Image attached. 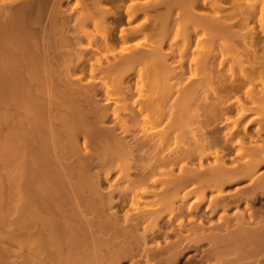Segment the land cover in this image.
I'll list each match as a JSON object with an SVG mask.
<instances>
[{"label":"rangeland","instance_id":"rangeland-1","mask_svg":"<svg viewBox=\"0 0 264 264\" xmlns=\"http://www.w3.org/2000/svg\"><path fill=\"white\" fill-rule=\"evenodd\" d=\"M116 1L0 0V264H41L50 253L47 252L50 242L55 245L63 242L50 245L55 249L63 245L57 250L65 252L67 246L78 245L77 235L88 234L91 229L99 233L96 228L108 223L104 212L100 214L104 220L96 211L95 218L91 217L92 212L86 215L84 218L90 216L89 220L92 218L96 225L91 219L93 225L89 226L87 221L83 222L86 219L79 215L69 194L71 186L81 188L82 195H89L87 198L94 203L91 188L97 184V178L101 184L99 192L108 194L116 188L113 199L118 203L125 200L118 208V220L122 222L126 215L137 223L133 227L136 233L146 234V242L139 238V233L136 238L132 235L135 254L120 264H147L148 258L149 263L163 264L170 257L174 262L170 260L171 264H264V162L253 168L256 171L248 168L251 162L254 164L255 152L264 146V133L259 137L254 131L263 116L256 110L257 100L250 97V94L260 96L264 88V22H223L228 27L236 24L233 29L244 24L241 34L245 40L234 43L229 38L230 43H222L226 47L216 40L211 48L207 32L198 29L194 33L192 22L177 25L168 22L170 27L167 25L164 33L150 35L152 26L157 25L153 22L157 10L150 7L146 14L138 3L155 4L160 0H123V4ZM239 1L246 6L253 0ZM128 4L134 7H129V15L125 13ZM260 7L255 15H259ZM104 38L109 39L106 42L110 49L104 45ZM230 40L234 45L239 43L237 51ZM249 44L254 46L250 49ZM244 73L252 75L254 81L245 85L241 76ZM223 78L227 86H221ZM107 90L113 93H105ZM114 90L125 91L126 95L118 96ZM82 99H88L87 106L92 103L96 112L103 110L101 117L89 107L99 122L87 115L90 113L79 115L83 111ZM214 102L219 109L213 110ZM77 109L81 113L74 114L75 118L70 113L79 112ZM76 125L77 134H73ZM109 129L117 139L134 147L132 158L109 160V154L103 172L85 169L84 157L87 159L93 150L91 141L95 145L91 134L94 131L105 134ZM244 133L251 135L248 140L240 139ZM125 166H130L127 172ZM181 170H198L200 177L203 173L204 176L199 181L176 180L177 188L173 179H178ZM257 182L259 188L255 186ZM166 191L175 196L172 195L173 202L163 205L161 195ZM168 194L167 197L171 195ZM140 212L145 216L142 219H138ZM109 232L111 228L106 233ZM171 243L176 244V249H170L172 253L161 250L157 252L163 251L162 255H153L157 244L164 248ZM92 244L89 246L92 250L89 248L91 251L79 258V264L94 261L91 252L97 246ZM52 250L55 254L56 250Z\"/></svg>","mask_w":264,"mask_h":264},{"label":"bare ground","instance_id":"bare-ground-1","mask_svg":"<svg viewBox=\"0 0 264 264\" xmlns=\"http://www.w3.org/2000/svg\"><path fill=\"white\" fill-rule=\"evenodd\" d=\"M94 1V0H93ZM137 1H139V0H137ZM141 1V0H140ZM246 1V0H245ZM21 2H23V1H21ZM81 2H83V1H81ZM92 2V1H91ZM90 2V3H91ZM116 2H118L119 4H120V2L122 3L123 2V0H117ZM142 2V3H141ZM140 3L141 4H139L138 3V5L140 6V8H142L143 9V11L147 14V10H149V8L150 7H153L152 9H154V10H157L156 11V13H155V18H154V20H153V22H156L155 24H157V25H155V27L158 29H156L155 30V27L154 26H152L153 28L152 29H154L152 32H151V30L149 31V32H151V34L150 35H154V33H155V35H160V34H162V33H164L165 31H166V26L168 25V24H170V23H168V22H174L176 25L177 24H179L180 22L182 23V22H192V31L194 32V33H196L197 32V30L198 29H201V30H205V32H207V41L209 42L208 44L210 45V47L211 48H213L214 47V45H215V43H217L216 42V40H219L218 42H221V45H223L222 43H227L228 41L227 40H229V38L230 39H233L234 40V43H235V41L236 40H245L244 38H245V36L244 35H242L241 33V31L243 30V27H245L244 26V24H238L237 26V28H235V29H233L234 27H236L234 24H232L231 26H227V25H225L223 22H250V21H253V22H264V0H253L252 1V3H250V4H248V5H244L243 3H241L239 0H160V1H158V2H156L155 4L154 3H150V2H148V1H141ZM93 3V2H92ZM37 4V3H36ZM83 4H85V3H83ZM96 4H97V2H96ZM99 4H101L100 2H99ZM99 4H98V6H99ZM123 4V3H122ZM89 5V4H88ZM93 5V4H92ZM95 5V4H94ZM132 5H133V3H132ZM132 5H126V14L127 15H129L128 14V12H131L130 10V6H132ZM137 5V6H138ZM36 6V5H35ZM135 6V5H134ZM258 6H261L259 9L261 10H258L259 11V15H255V14H257V11H255L256 10V8L258 7ZM95 7V6H94ZM133 7V6H132ZM85 8V7H84ZM89 8H91V7H89ZM96 8V7H95ZM134 8V7H133ZM133 8H132V10H133ZM94 9V8H93ZM98 9H99V11H100V7H98ZM204 9H206V12H205V10ZM87 10V9H86ZM106 10V9H105ZM94 11V10H93ZM92 11V12H93ZM98 11V10H97ZM142 11V10H141ZM93 13H96V12H93ZM92 13V14H93ZM104 13V12H103ZM102 13V14H103ZM54 14V13H53ZM252 14H253V17H250V16H252ZM40 15V14H39ZM148 16V15H147ZM153 16V15H152ZM254 16H256L255 18H254ZM38 17V16H37ZM130 17V16H129ZM98 18V17H97ZM13 19V18H12ZM20 19V18H19ZM101 19V18H100ZM130 19V18H129ZM128 19V20H129ZM96 20V19H95ZM85 21V20H84ZM97 21V20H96ZM130 21V20H129ZM151 21V20H150ZM20 22V21H19ZM147 22V21H146ZM151 23V22H150ZM224 25H223V24ZM246 25V24H245ZM151 27V26H150ZM168 27H170L169 25H168ZM110 28V27H109ZM146 30V29H145ZM174 30V29H173ZM133 31V30H132ZM196 31V32H195ZM148 32V31H147ZM153 33V34H152ZM244 33H246V32H244ZM252 34H251V38L250 39H252L253 38V32H251ZM110 35V34H109ZM248 36V37H249ZM152 37V36H151ZM220 37H222V38H224L223 40L224 41H222V38H220ZM97 38V37H96ZM154 38H156V37H154ZM247 38V37H246ZM209 39H210V41H209ZM249 39V40H250ZM106 40H107V38L105 39L104 38V42H106ZM109 41V39L107 40V42ZM226 41V42H225ZM230 41H232V40H230ZM263 41V40H262ZM106 42V44H104V45H107V46H109L108 45V43ZM228 43H230V42H228ZM234 43H233V41H232V43L231 44H233L234 45ZM248 43H250V42H248ZM110 44V43H109ZM160 44V43H159ZM231 44H229V45H231ZM237 44H239V43H236V45H234V51H237V50H235V48H237L236 46H238ZM244 44V43H243ZM112 45V44H111ZM208 45V46H209ZM220 44H218L217 46H219ZM92 46V45H91ZM197 46V45H196ZM216 46V47H217ZM224 47H226L225 45H223ZM222 46V47H223ZM252 46H254V44H249V48L250 47H252ZM100 47V46H99ZM160 47V46H159ZM209 47V49H211ZM215 47V48H216ZM224 47H223V49H224ZM227 47H229L228 45H227ZM233 47V46H232ZM243 47H244V45H243ZM149 48V47H148ZM151 48V47H150ZM205 48H206V46H205ZM231 48V46L229 47V49ZM260 48V47H259ZM95 49V48H94ZM104 49V48H103ZM109 49H110V46H109ZM152 49H153V47H152ZM217 49V48H216ZM226 49V48H225ZM245 49H247V51H249L248 50V48L246 47ZM159 50V49H158ZM157 50V51H158ZM244 50V49H243ZM152 51V50H151ZM163 51V50H162ZM192 51V50H191ZM205 51V50H204ZM239 51V50H238ZM245 51V50H244ZM247 51H245L246 53H247ZM233 52V51H232ZM250 52V51H249ZM169 53V52H168ZM223 53V52H222ZM234 53V52H233ZM257 53V52H256ZM191 54V53H190ZM189 54V55H190ZM238 55H240L239 53H237ZM135 55V54H134ZM157 55V54H156ZM156 55H154V56H156ZM161 55V54H160ZM243 55V54H242ZM241 55V56H242ZM254 55H256V54H254ZM152 57H153V55H151ZM244 56V55H243ZM248 56V55H247ZM246 56V57H247ZM148 57V56H147ZM151 57V58H152ZM170 57V56H169ZM181 57V56H180ZM251 57V56H250ZM155 58V57H154ZM174 58V57H173ZM183 58V57H182ZM241 58V57H240ZM255 58V57H254ZM129 59V58H128ZM259 59V58H258ZM56 60V59H55ZM145 60H147L146 58H145ZM145 60L144 61H142V62H145ZM155 60V59H154ZM254 60V59H253ZM262 60V59H261ZM141 61V60H140ZM157 61V60H156ZM206 62H207V60H205ZM44 62V61H43ZM132 62V61H131ZM153 62H155V61H153ZM192 62V61H191ZM202 62V61H201ZM158 63V62H157ZM172 63V62H171ZM243 63V62H242ZM261 63H262V61H261ZM204 64V63H203ZM202 64V65H203ZM211 64V63H210ZM215 65V64H214ZM243 65V64H242ZM170 67V66H169ZM102 68V67H101ZM261 69V68H260ZM101 70V69H100ZM248 70H250V69H248ZM89 71V70H88ZM115 71V70H114ZM164 71V70H163ZM243 71H244V69H243ZM246 71V70H245ZM250 71H252V70H250ZM255 71V70H254ZM163 73V72H162ZM174 73H176V72H174ZM204 73V72H203ZM249 73V72H248ZM256 74V73H255ZM158 75V74H157ZM159 75H160V72H159ZM158 75V76H159ZM208 75V74H207ZM212 75V74H211ZM217 75V74H216ZM240 75V74H239ZM115 76V75H114ZM162 76V75H161ZM165 76V75H164ZM201 76V75H200ZM221 76H223V75H221ZM243 78H244V81H245V85H246V83L248 82H253L254 80H253V76L252 75H248V74H242L241 75ZM204 77V76H203ZM217 77H219V76H217ZM106 78V77H105ZM164 78V77H163ZM163 78H161V79H163ZM221 78V77H220ZM230 78H231V76H230ZM234 77H232V79H233ZM255 78V77H254ZM166 79V78H165ZM214 79V78H213ZM219 79V78H218ZM223 79H224V81H223ZM222 79V81H223V83H221L222 81H220V83H221V86L223 85V84H226V85H224V86H227V83H224L225 82V78H223ZM181 80V79H180ZM227 80V79H226ZM243 80V79H242ZM112 81V80H111ZM165 81V80H164ZM227 82H228V80H227ZM167 83H169V82H167ZM237 83H239V82H237ZM236 82H235V84H237ZM241 83V82H240ZM243 83V82H242ZM208 84V83H207ZM219 84V83H218ZM165 85V84H164ZM173 85V84H172ZM191 85V84H190ZM217 85V84H216ZM220 85V84H219ZM229 85V84H228ZM185 86V85H184ZM159 87V86H158ZM171 87V89H172V86H170ZM194 87V86H193ZM107 88V87H106ZM136 88V87H135ZM162 88H163V86H162ZM180 88V87H179ZM189 88V87H188ZM220 88H222L223 89V87H220ZM226 88V87H225ZM225 88H224V90H222V89H220V90H222L223 92L225 91ZM228 88V87H227ZM226 88V89H227ZM231 88H232V85H231ZM57 89V88H56ZM72 89V88H71ZM109 89H111V88H109ZM164 89V88H163ZM194 89V88H193ZM230 89V88H229ZM229 89H227V90H229ZM235 89H238L237 87H235ZM262 89V92H261V95L259 96V95H251L250 94V97H251V99H254V101H256V110H257V108H258V112H260L262 115L261 116H263L262 117V119H260V122L259 123H257V124H259L256 128H255V134L256 135H261V134H263L264 133V88H261ZM68 90H69V88H68ZM92 90V89H91ZM182 90H183V88H182ZM189 90V89H188ZM190 90H192V88L190 89ZM189 90V91H190ZM115 92H114V94H117L118 96H119V94H124V95H126L125 94V91H122L123 93H116V91L117 90H114ZM181 91V90H180ZM185 91V90H184ZM233 91H234V87H233ZM56 92H57V90H56ZM59 92V91H58ZM58 92H57V94H58ZM80 92V91H79ZM91 92H93V90L91 91ZM97 92V91H96ZM95 92V93H96ZM157 92V91H156ZM161 92H162V90H161ZM163 92H165L164 90H163ZM228 92H230V91H228ZM232 92V91H231ZM259 92H260V90H259ZM66 93H69V92H66ZM71 93V92H70ZM74 93H75V91H74ZM73 93V94H74ZM78 93V92H77ZM94 93V92H93ZM105 93H107V94H112L113 93V90L112 91H109V90H107V91H105ZM181 93V92H180ZM188 93V92H187ZM186 93V94H187ZM191 93V92H190ZM220 93H221V91H220ZM225 93V92H224ZM249 93V92H248ZM258 92H256V94H257ZM64 94V93H63ZM80 94H83V95H81V96H85L86 97V95L84 94V93H80ZM92 94V93H91ZM166 94V93H165ZM65 95V94H64ZM68 95V94H67ZM77 95H79V94H77ZM96 95V94H95ZM94 95V96H95ZM124 95H123V97H124ZM190 95V94H189ZM249 95V94H248ZM66 96V95H65ZM64 96V97H65ZM76 96V95H75ZM74 96V97H75ZM80 96V95H79ZM87 96H88V94H87ZM92 96V99H93V101H94V98H93V94L91 95ZM120 96H122V95H120ZM148 96V95H147ZM152 96V95H151ZM162 96V95H161ZM259 96V97H258ZM78 97V96H77ZM76 97V98H77ZM115 97H117V96H115ZM164 97V96H163ZM175 97V96H174ZM222 97V96H221ZM224 97V96H223ZM222 97V98H223ZM226 97V96H225ZM56 98V97H55ZM71 98V97H70ZM79 98H81V97H79ZM87 98V97H86ZM85 98V99H86ZM135 98V97H134ZM152 98V97H151ZM75 99V98H74ZM78 99V98H77ZM76 99V100H77ZM91 99V98H90ZM117 99V98H116ZM127 99V98H126ZM176 99V98H175ZM193 99V98H192ZM65 100V99H64ZM83 100V99H82ZM125 100V99H124ZM148 100V99H147ZM154 100V99H153ZM163 100V99H162ZM173 100V99H172ZM220 100V99H219ZM219 100H218V102H219ZM226 100V99H225ZM263 100V101H262ZM59 101V100H58ZM73 101V100H72ZM75 101V100H74ZM80 101V100H79ZM84 101V100H83ZM83 101H81V106H80V104H78L80 107H82L81 109L84 111H82L81 109H80V107H79V109L82 111V113H81V111L79 110V109H77V111H79V112H77L76 113V111L72 114V112L70 113L71 115H74V114H76V115H78L79 113H81V114H79L80 116H82L83 117V115H84V113L86 112V114L87 113H90V108L89 107H92V109L94 110V114H96L97 113V115L99 116H101L102 114H103V116H104V113H103V108H101L100 110H102L101 112H99V110H98V112H96V110L93 108V106L94 105H91L90 104V106H89V104H88V106H87V101H88V99H87V101H84V103H83ZM149 101V100H148ZM161 101V100H160ZM192 101V100H191ZM214 101V100H213ZM156 102H157V100H156ZM62 103H64V101L62 102ZM61 103V104H62ZM67 103H68V101H67ZM83 103V104H82ZM89 103V102H88ZM95 103V102H94ZM127 103V102H126ZM139 103V102H138ZM177 103V102H176ZM182 103V102H181ZM253 103V102H252ZM68 104H70V103H68ZM151 104V103H150ZM156 104V103H155ZM178 104V103H177ZM183 104V103H182ZM210 104V103H209ZM214 104H215V102H214ZM254 104H255V102H254ZM64 105V104H63ZM67 105V104H66ZM71 105V104H70ZM75 105V104H74ZM113 105V104H112ZM154 105V104H153ZM157 105V104H156ZM190 105V104H189ZM203 105V104H202ZM77 105H75V107H76ZM194 106V105H193ZM205 106V105H204ZM210 106V105H209ZM215 106V108H213V110L214 109H216V108H218V107H216L217 105L215 104V105H213V107ZM65 107V106H64ZM96 107V106H95ZM100 107V106H99ZM102 107V106H101ZM206 107L208 108V106L206 105ZM206 107H204V108H206ZM212 106H210V108H211ZM66 108H69V105L66 107ZM71 108H72V105H71ZM78 108V107H77ZM196 108H197V114H198V110H200V109H198V107L196 106ZM203 108V107H202ZM60 109V107L57 109V110H59ZM63 110H65L64 108H62ZM72 109H74V108H72ZM178 109V108H177ZM219 109V108H218ZM217 109V110H218ZM233 109V108H232ZM56 110V111H57ZM153 110V109H152ZM189 110V109H188ZM187 110V111H188ZM195 110V109H194ZM225 110V109H224ZM256 110H254V112L256 111ZM89 111V112H88ZM171 111V110H170ZM186 111V110H185ZM201 111H202V109H201ZM204 111H205V109H204ZM209 110H207V112H208ZM91 112H92V110H91ZM96 112V113H95ZM206 112V113H207ZM210 112H212V111H210ZM217 112H219V111H217ZM52 113V112H51ZM55 113V112H54ZM53 113V114H54ZM64 113V112H63ZM202 113H203V111H202ZM61 114V113H60ZM70 114H69V112H68V115H69V117H70ZM91 114V115H90ZM90 114H87V115H89L90 117L91 116H94V114L92 115V113H90ZM189 114V113H188ZM212 114V113H211ZM214 114H215V112H214ZM213 114V115H214ZM259 114V113H258ZM62 115V114H61ZM67 115V114H66ZM67 115V116H68ZM78 115V116H79ZM194 115H196V114H194ZM199 115V114H198ZM197 115V116H198ZM222 115V114H221ZM56 116H58V115H56ZM66 116V117H67ZM75 116V115H74ZM74 116H71V117H74ZM86 116V115H85ZM96 116V115H95ZM94 116V117H95ZM154 116V115H153ZM189 116V115H188ZM206 116V115H205ZM204 116V117H205ZM77 116H75V118H76ZM93 117V118H94ZM102 117V116H101ZM194 117V116H193ZM196 117V116H195ZM211 117H212V115H211ZM215 117H216V115H215ZM259 117V116H258ZM54 118H56V117H54ZM58 118V117H57ZM74 118V119H75ZM87 118V117H86ZM92 118V119H93ZM97 120H98V122H99V119H98V117H95ZM94 118V120L93 121H95L96 119ZM134 118V117H133ZM154 118V117H153ZM192 118V117H191ZM197 118V117H196ZM70 119V118H69ZM89 119V118H88ZM92 119H91V121H92ZM186 119V118H185ZM189 119V118H188ZM197 119H199V118H197ZM96 120V121H97ZM130 120V119H129ZM154 120V119H153ZM218 120V119H217ZM70 121V120H69ZM77 121V120H76ZM92 121V122H93ZM102 121V120H101ZM133 121V120H132ZM143 121V120H142ZM194 121V120H193ZM257 121V120H256ZM160 122V121H159ZM176 122V121H175ZM178 122V121H177ZM200 122V121H199ZM214 122V121H213ZM94 123V122H93ZM201 123H202V121H201ZM69 124H71V122L69 123ZM74 124V123H73ZM76 124H77V122H76ZM87 124V123H86ZM88 124H90V123H88ZM95 124V123H94ZM121 124V123H120ZM150 124V123H149ZM191 124V123H190ZM197 124V123H196ZM200 124V123H199ZM208 124V123H207ZM75 125V124H74ZM80 124H78V126H79ZM82 126L81 127H84L83 125H84V123L83 124H81ZM96 125V124H95ZM124 125V124H123ZM131 125V124H130ZM188 125V124H187ZM192 125H194V124H192ZM202 125V124H201ZM121 126V125H120ZM174 126V125H173ZM177 126V125H176ZM181 126V125H180ZM75 127H76V129H75ZM74 127V129L73 130H75V131H73L72 130V132H73V134H75L77 131L76 130H78L77 129V125ZM80 127V126H79ZM93 127V126H92ZM123 127V126H122ZM121 127V128H122ZM172 127V126H171ZM187 127H189V126H187ZM174 128V127H173ZM94 129H95V127H94ZM97 129H99V128H97ZM114 129V128H113ZM79 130H83V129H81V128H79ZM92 130V129H91ZM90 130V131H91ZM105 130V129H104ZM147 130H149V129H147ZM172 130V129H171ZM177 130V129H176ZM175 130V131H176ZM187 130V129H186ZM94 131V130H93ZM75 132V133H74ZM79 132V131H78ZM85 132H88V131H85ZM92 132V131H91ZM171 132V131H170ZM217 132V131H216ZM65 133V132H64ZM90 133V132H89ZM89 133H87L88 135H90ZM95 133V134H94ZM102 133H104V132H102ZM204 133V132H203ZM71 134V133H70ZM77 134V133H76ZM205 134V133H204ZM242 134V133H241ZM245 134H249V133H244L243 134V136L240 138V139H242V140H245V138H247V140H248V138H250V136L251 135H246L245 136ZM254 134V133H253ZM72 135V134H71ZM87 135V136H88ZM92 135V136H91ZM90 136L91 137H93V139L95 140L94 141V143H95V145L93 144V142L90 140V138H89V141H91V144L92 145H94V146H92L91 145V147H93V150H92V154L91 155H89V157L87 158V159H85V157H84V161H82V162H84L85 163V166L84 165H82V166H84V168L86 167H88L89 168V170L91 169V170H94V169H98L97 171H101L103 168V166L105 167V163H106V161H108V159L110 160H113L111 157H116V158H120L121 157V159L123 160V158L125 159V158H127V157H129V156H131V158H132V155L134 154L133 153V148H131L127 143L126 144H124L125 142L124 141H120L119 139H117L116 138V136L113 134V132H112V130H108L107 131V133H105V134H101V133H99V132H93V134H91ZM79 136V135H78ZM181 136V135H180ZM72 137H73V135H72ZM260 137V136H259ZM256 138V137H255ZM76 140H77V138H75ZM130 141V140H129ZM154 141V140H153ZM164 141V140H163ZM209 141V140H208ZM86 142V141H85ZM124 142V143H123ZM157 142V141H156ZM250 142V141H249ZM252 142H253V140H252ZM154 143V142H153ZM62 144V143H61ZM64 144H65V142H64ZM63 144V145H64ZM238 144H240V142H238ZM90 145V144H89ZM169 145V144H168ZM63 147V146H62ZM161 147V146H160ZM260 147V146H259ZM262 147V146H261ZM61 148V147H60ZM64 148V147H63ZM62 148V149H63ZM138 148V147H137ZM142 148H144V147H142ZM139 150L138 151H140L141 149H140V147L138 148ZM145 149V148H144ZM257 149H255V151H256ZM62 151V150H61ZM254 151V152H255ZM135 152V151H134ZM238 152V151H237ZM251 152V151H250ZM238 153H240V152H238ZM110 154V158H108L107 159V155H109ZM141 154V153H140ZM241 154V153H240ZM62 155H63V151H62ZM62 157H65V156H62ZM239 157V156H238ZM115 158V159H116ZM240 158V157H239ZM251 158H252V156H251ZM255 158V159H254ZM253 163L254 164H251L250 162V166H248V168H249V170L251 169V170H255L256 171V169L258 168V165H260L262 162H264V146L262 147V148H260V149H258V151H256L255 152V156H253ZM117 160V159H116ZM72 162V161H71ZM141 162V161H140ZM245 162V161H244ZM73 163V162H72ZM72 163H71V167H74V165L72 166ZM110 163H112V162H110ZM70 164V163H69ZM80 164H82V163H80ZM108 164V163H107ZM106 164V165H107ZM119 164H121L120 162H119ZM126 164H128V162L126 163ZM125 164V165H126ZM239 164V163H238ZM247 164V163H246ZM123 165H124V162H123ZM249 165V164H248ZM108 166H110V165H108ZM121 166V165H120ZM247 167V166H246ZM246 167H244L245 169H246ZM257 167V168H256ZM85 168V169H86ZM93 168V169H92ZM107 168V167H106ZM110 168V167H109ZM109 168H107V169H109ZM123 168H124V166H123ZM123 168H122V170H123ZM214 168V167H213ZM253 168H256V169H253ZM72 169V168H71ZM125 169H126V172L130 169V166L129 167H127L126 168V166H125ZM227 169V168H226ZM238 169V168H237ZM106 170V169H105ZM121 170V169H120ZM137 170V169H136ZM248 170V171H249ZM97 171H96V175H98L97 174ZM104 170H102V172H103ZM187 171V170H186ZM184 172V171H182L181 170V175H179V177H178V179H173L174 181H175V183H176V180L177 181H179V182H181V180L180 179H182V178H184V179H191V178H193V179H197L198 181H199V179H201L202 178V175L204 176V173L201 175V177H200V175L199 174H201V173H198L199 171L197 170V172ZM237 171V170H236ZM245 171V170H244ZM244 171L242 172L243 173V175H245V173H244ZM106 172V171H105ZM251 172H253V171H251ZM250 172V173H251ZM207 174V173H206ZM234 174V173H233ZM262 174V173H261ZM107 175H108V173L106 172L105 173V177H107ZM176 175V174H175ZM212 175V174H211ZM252 175V174H251ZM99 176V175H98ZM224 176V175H223ZM247 176V175H246ZM234 177H235V175H234ZM236 177H238V176H236ZM251 177V176H250ZM140 178V177H139ZM227 178V177H226ZM98 180H99V178H97ZM141 179H143V178H140V180ZM184 179H182V180H184ZM192 179V180H193ZM97 180V184H96V182H95V184L93 185V187L91 188V191H92V195H93V197H91L92 199L91 200H93L94 201V199H95V201H94V203L92 202V201H90L89 200V198H87L89 195H85V196H87V197H84L82 194H83V192L84 191H80L81 190V188H80V190H79V188H75L74 186H71L70 187V197H71V199L73 200V203H74V205H75V209L78 211V213H79V215L81 216V214H82V216H83V219H86V220H84L83 222L84 223H86V221H87V223H88V225L89 226H91V225H95V223L93 222V219L91 220L92 222H93V224H91L92 222L89 220V217L88 218H84V217H86V215H90V213L92 212V216L91 217H94V215H93V213H95V211L96 212H98L97 213V215H100L102 212H104L102 215L103 216H105L106 217V219L105 220H107V225L106 226H108V224H110V226H108V228H106V226L105 225H103L104 226V228H103V226L101 225L100 226V228L99 227H97L96 229H98V231H100L99 233H97L96 232V230L94 229H91V232H89L88 234H90L91 235V237H90V235L88 236V234H85V233H82L83 235H81V236H76V237H80L79 238V243H78V245H77V243L76 244H74L73 243V245H71L70 247L69 246H67L66 247V245H64L65 246V248H67V249H65V252H61V251H58L57 250V248L58 247H56V249H55V246H58L59 244H62V243H59L61 240H59L58 242H56V243H59L58 245L56 244H53L52 242H50V244L52 243V245H55L54 246V248L50 245V244H48L49 245V247H51V249L50 250H48V248H47V252L48 251H50V253H47L45 250V247L42 245V249L44 250H42V252L44 253V254H46V258L45 259H43V260H41V264L43 263V264H79V258H81V256H85V254L88 252L89 253V251H91L92 249V247L90 248L89 246H90V244H92L88 239H92V241H95L94 243L95 244H92V246H95L96 247V249H94L91 253H93L92 255V259H94V261H91L90 263L88 262L87 264H120V262L123 260V259H126V258H129V257H133V255L135 254L134 253V243L132 242V235H134V237L136 238V234L137 233H139L138 231H137V233L135 232V228L137 227V223H133L132 221H131V219L130 218H128V216H124L123 218V221L122 222H120L118 219H119V217L118 216H116V214H117V211H118V208H121L122 207V205L125 203L124 201L125 200H123L122 199V203H118V201L116 202L114 199H113V195H114V193H115V191L117 190L116 188H110L111 190H109L108 191V194L106 193H103V192H99V191H101V190H99L100 189V185L101 184H98L99 183V181ZM144 180V179H143ZM202 180V179H201ZM263 181V180H262ZM173 182V181H172ZM183 182V181H182ZM252 182H253V180H252ZM261 182V181H260ZM260 182H257V185H255V186H258L257 188H259V186H260ZM140 183V182H139ZM166 183V182H165ZM175 183H172V184H175ZM186 183V182H185ZM199 183H201V182H199ZM207 183H208V181H207ZM262 183H264V182H262ZM170 184V183H169ZM181 184V183H180ZM179 184V185H180ZM191 184V183H190ZM256 184V183H255ZM98 185H99V188H98ZM168 185V184H167ZM176 185H177V188H178V182L176 183ZM184 185V184H183ZM253 185V184H252ZM262 185H264V184H262ZM261 185V186H262ZM172 186V185H171ZM193 186V185H192ZM254 186V187H255ZM114 187V186H113ZM135 187H137V186H135ZM169 187V186H168ZM180 188H181V185L179 186ZM176 188V189H177ZM179 188V189H180ZM78 189V190H77ZM89 189V188H88ZM168 189V188H167ZM252 190V189H251ZM255 189H253V191H254ZM89 191V190H88ZM91 191H89V192H91ZM172 191V190H171ZM177 191V190H176ZM252 191V192H253ZM152 192V191H151ZM155 192V191H154ZM168 191H166V192H164L163 193V195H161L163 198V200H161V197H159V200H161L162 202H163V205L164 204H166V203H171V202H173V198H174V196H175V194H171V193H169ZM167 194L168 195H170L169 197H167ZM261 194V193H260ZM172 195H174V196H172ZM176 195H177V193H176ZM188 195V194H187ZM248 195V194H247ZM95 196V197H94ZM172 196V197H171ZM121 197V196H120ZM94 198V199H93ZM158 198V197H157ZM171 198V199H170ZM96 199H97V201H98V203H96ZM83 201V202H82ZM87 201H88V203H93L92 205L91 204H89V205H87L88 203H87ZM104 201H105V203H104ZM121 202V201H120ZM124 202V203H123ZM162 202H160V203H162ZM84 203V204H83ZM96 203V206L94 205ZM100 203H101V205H100ZM97 204H98V206H97ZM162 205V206H163ZM249 205V204H248ZM121 206V207H120ZM116 207V208H115ZM224 207V206H223ZM226 207V206H225ZM250 208V207H249ZM162 210V209H161ZM255 210V209H254ZM263 210V209H262ZM119 212V211H118ZM145 212V211H144ZM150 213V212H149ZM148 213V214H149ZM157 213V212H156ZM242 213H243V211H242ZM140 214H141V212H140ZM139 213H138V215L140 216V217H138V219L140 218V219H142V218H144L145 216L144 215H140ZM143 214H146V212L145 213H143ZM150 214H152V213H150ZM137 215V216H138ZM155 215V214H154ZM96 216V215H95ZM103 216H101L100 215V218H102L103 219ZM246 216V215H245ZM264 216V215H263ZM97 217V216H96ZM104 217V218H105ZM118 217V218H117ZM134 217V216H133ZM147 217H148V215H147ZM240 217V216H239ZM95 218V217H94ZM98 218V217H97ZM96 218V219H97ZM132 218V217H131ZM82 219V218H81ZM101 219V220H102ZM133 219H135V217L133 218ZM137 219V218H136ZM137 219V220H138ZM104 220V219H103ZM71 221V220H70ZM136 221V220H135ZM244 221V220H243ZM82 222V223H83ZM96 222V221H95ZM259 222H260V219H259ZM97 223V222H96ZM99 223H100V221H99ZM102 223V222H101ZM199 223V222H198ZM258 224V223H257ZM85 225H87V224H85ZM97 225H99L98 223H97ZM191 225V224H190ZM227 225V224H226ZM242 225V224H241ZM256 225V224H255ZM262 225V224H261ZM52 226V225H51ZM96 226V225H95ZM200 226H201V223H200ZM259 226V225H258ZM263 226H264V224H263ZM71 227V226H70ZM73 227V226H72ZM71 227V228H72ZM133 227H135V228H133ZM199 227V226H198ZM74 228V227H73ZM95 228V227H94ZM110 228L112 229V232H109V233H106L107 231H109L110 230ZM190 228V227H189ZM201 228V227H200ZM256 228H257V226H256ZM90 229V228H89ZM100 229V230H99ZM108 229V230H107ZM194 229V231H195V229L196 228H193ZM197 229H199V228H197ZM196 229V230H197ZM239 229V228H238ZM243 229H244V227H243ZM46 230V229H45ZM72 230V229H71ZM107 230V231H106ZM54 231H55V229H54ZM80 231V230H79ZM88 231H90V230H88ZM87 231V232H88ZM199 231V230H198ZM242 231V230H241ZM253 231V230H252ZM49 232V231H48ZM72 232H74V231H72ZM191 232V231H190ZM193 232V231H192ZM61 233V232H60ZM78 233V232H77ZM80 233V232H79ZM78 233V234H79ZM211 233V232H210ZM218 233V232H217ZM47 234V233H46ZM52 234V233H51ZM71 234V233H70ZM96 234V235H95ZM99 234V235H98ZM260 234V233H259ZM87 235L88 237L86 238L85 236ZM106 235V236H105ZM137 235H139V238H141V240H143V241H145L146 242V234H137ZM141 235V236H140ZM180 235V234H179ZM208 235V234H207ZM212 235H214V233L212 234ZM216 235V234H215ZM228 235V234H227ZM45 236V235H44ZM55 236V235H54ZM206 236V235H205ZM218 236V235H217ZM203 237V236H202ZM207 237V236H206ZM210 237V239H211V237H213V236H209ZM257 237V236H256ZM262 237V236H261ZM53 238V237H52ZM56 238V237H55ZM132 240H131V239ZM208 238V237H207ZM243 238V237H242ZM248 239L250 238V237H247ZM246 238V239H247ZM254 238H255V236H254ZM263 238V237H262ZM261 238V239H262ZM47 239V238H46ZM63 239V238H62ZM90 239V240H91ZM214 239V238H213ZM56 240V239H55ZM72 240H73V237H72ZM71 240V241H72ZM75 240V239H74ZM73 240V241H74ZM199 240V239H198ZM204 240H205V238H204ZM245 240V239H244ZM48 241V240H47ZM50 241V240H49ZM51 241H53V240H51ZM72 241V242H73ZM103 241V242H102ZM175 241V240H174ZM194 241V240H193ZM209 241V240H208ZM211 241V240H210ZM263 241V240H262ZM75 242H78L77 240H75ZM134 242H136V240L134 241ZM144 242V243H145ZM214 242V241H213ZM247 242V241H246ZM55 243V242H54ZM137 244H139V243H137ZM175 243H173V245H174ZM39 245V244H38ZM45 245H46V242H45ZM172 245V243L170 244V245H167V246H165L164 248L163 247H160L158 244L156 245V250L153 252V255H155V254H158V252L160 251L161 252V250H163V251H165V252H169L170 253V251L172 250L171 248H174L175 247V245L173 246ZM63 246V245H62ZM62 246L60 245L59 247L60 248H58V249H60L61 250V248H62ZM170 246H172V247H170ZM44 247V248H43ZM94 247V248H95ZM142 247V246H141ZM91 250H90V249ZM145 248V247H144ZM163 248V249H162ZM52 249H54V250H56V253L54 254V252L55 251H53ZM140 249H142V248H140ZM171 249V250H170ZM175 249H176V247H175ZM227 249V248H226ZM257 249V248H256ZM39 250V249H38ZM52 250V251H51ZM145 251L147 250V248H145L144 249ZM144 250H142L141 252H143ZM150 250V249H149ZM231 250V249H230ZM138 251V250H137ZM151 251V250H150ZM158 251V252H157ZM162 251V253H164ZM41 252V253H42ZM46 252V253H45ZM139 252V251H138ZM140 252V253H141ZM230 252V251H229ZM139 253V254H140ZM145 253V252H144ZM151 253H152V251H151ZM162 253L160 254H158V255H162ZM171 253H172V251H171ZM52 254H53V256H52ZM166 254V253H165ZM243 254V253H242ZM42 256H43V254H41ZM90 255V254H89ZM146 255V254H145ZM157 255V256H158ZM246 255V254H245ZM139 256V255H138ZM149 256V254H147V256L146 257H148ZM211 256H216V255H211ZM94 257V258H93ZM132 257H131V259H132ZM153 257V256H152ZM155 257H156V255H155ZM154 257V258H155ZM177 257V256H176ZM208 257V256H207ZM41 258V257H40ZM43 258H44V256H43ZM140 258V257H139ZM164 258V257H163ZM227 258V257H226ZM233 258H235V257H233ZM91 259V260H92ZM149 259V258H148ZM147 259V261H148V263L147 264H153V263H149V260ZM158 259V258H157ZM168 259V258H167ZM230 258H228V260H229ZM165 260V259H164ZM171 257H170V259H168V263L170 262V264H171ZM174 261H175V259H173ZM40 261V260H39ZM43 261V262H42ZM131 261V260H130ZM224 261V260H223ZM227 261V260H226ZM163 262V261H162ZM133 263V262H132ZM167 262L166 261H164V263L163 264H166ZM167 263V264H168ZM172 263H174L173 261H172ZM227 264H229V263H227Z\"/></svg>","mask_w":264,"mask_h":264}]
</instances>
